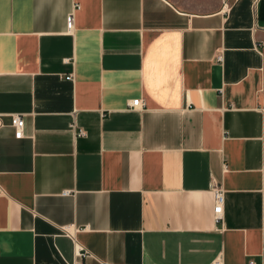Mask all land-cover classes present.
Returning <instances> with one entry per match:
<instances>
[{"label": "crops", "instance_id": "crops-1", "mask_svg": "<svg viewBox=\"0 0 264 264\" xmlns=\"http://www.w3.org/2000/svg\"><path fill=\"white\" fill-rule=\"evenodd\" d=\"M197 1L0 0V264H264V0Z\"/></svg>", "mask_w": 264, "mask_h": 264}, {"label": "built area", "instance_id": "built-area-1", "mask_svg": "<svg viewBox=\"0 0 264 264\" xmlns=\"http://www.w3.org/2000/svg\"><path fill=\"white\" fill-rule=\"evenodd\" d=\"M74 27V16L72 14L68 15L66 18V30L68 32L72 31ZM217 59L219 61H222V55L219 54L217 56ZM69 79V77H67ZM143 107V102L141 101L140 98H135L132 99L129 103V108L134 109V108H142ZM2 124V121L0 119V125ZM10 126L14 129V137L15 138H20L23 135V129H24V119L21 115H12L11 117V123ZM78 135H84L83 130H79ZM212 194L214 198V206H213V213L215 216V220L219 221L221 219V215L223 212V202H224V194L221 185H219L217 182H214L212 184ZM77 256L79 258H84L87 256V252L83 251L82 248L77 247ZM212 264H221L220 259H216L213 261ZM248 264H253L252 261H250Z\"/></svg>", "mask_w": 264, "mask_h": 264}, {"label": "rangeland", "instance_id": "rangeland-1", "mask_svg": "<svg viewBox=\"0 0 264 264\" xmlns=\"http://www.w3.org/2000/svg\"><path fill=\"white\" fill-rule=\"evenodd\" d=\"M183 1H184V3L187 4L188 7H193V8H195V7H198V6H199L197 0H183ZM252 2H253V3H256L257 0H252Z\"/></svg>", "mask_w": 264, "mask_h": 264}]
</instances>
